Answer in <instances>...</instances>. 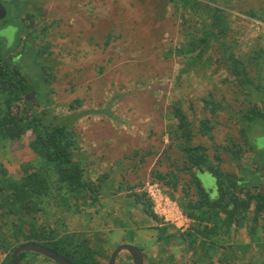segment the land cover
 Here are the masks:
<instances>
[{
	"label": "rangeland",
	"instance_id": "374dc122",
	"mask_svg": "<svg viewBox=\"0 0 264 264\" xmlns=\"http://www.w3.org/2000/svg\"><path fill=\"white\" fill-rule=\"evenodd\" d=\"M5 1L11 2L13 7L6 5L9 24L0 23L1 47L10 60L18 63L32 83L37 84L39 71H44L41 79L45 82L44 95H30L29 100L40 97L39 101L46 102L43 109L51 112L53 117L76 115V154L81 152L89 156L90 163L85 158L88 178L98 185V173L103 174L106 170L118 167L93 154V144L78 134L82 126L91 121V124L95 123L94 120L109 124L112 129H117L116 132L122 129L133 135L134 142L131 145L138 147L130 148L124 158L118 160L125 167L130 165V171L125 175L119 174L121 180L118 184L113 183L112 190L104 192L100 184L94 193L93 204L79 210H76L75 205L72 206V200H75L73 196L71 200L69 197L62 202L59 200V205L55 207L51 204L42 216H37L38 223L50 224L52 228L55 226L61 233L66 222H70V229L73 228V221L65 219H72L73 214H76L77 227L82 231L80 241L87 239L99 251L102 240L93 237V229L103 225L108 213L116 214V217L122 214V204H131L135 195L149 203L152 209L150 200L143 192L148 182L159 183L178 205L188 198L195 199L193 187L189 189L188 195L183 191L188 186L189 175L182 170L185 159L178 148L182 142L176 137L178 120L173 114L174 107L187 118L193 133L192 144L206 147V154L213 162L216 147L231 148V142L234 141L245 148L236 113L251 104L242 96L240 88L223 64L215 61L219 58V47L214 45V49L210 50L211 61L208 67L203 68L187 65L186 57L176 54L190 40L189 34L194 33L201 23L192 10L183 9L172 0H2V3ZM207 1L225 10L224 25L227 31L221 41L230 46V52L240 56L244 54L243 58L246 59L261 49L264 56V23L250 19L244 13L249 10L264 13V0ZM27 13L34 15L33 25L25 18ZM89 42L95 45L97 53L84 49V45ZM100 55H103L101 61ZM246 65L248 70H252L250 77L255 80V66ZM47 74L49 77L45 81ZM76 101H80V104H75ZM72 104L77 107L72 109L69 107ZM41 109L37 108L38 111ZM122 111L128 117H118L116 112ZM95 115L98 117L95 118ZM203 119H208L213 126V139L199 134V122ZM138 126L140 132L134 133L133 130ZM247 139L253 146L255 158L264 162V121L256 123L249 130ZM31 140V133L26 131L18 141L0 148V176L5 172L6 178L18 180L23 175L20 166L36 162L37 155L29 146ZM219 152L223 159L221 167L226 172L237 173L240 167H249L252 172L257 170L256 165L249 160L250 153L243 154L238 163H232L230 156L221 150ZM259 171L263 184L264 166ZM157 172L177 175L176 188L164 185L154 175ZM131 183L137 185V189ZM202 185L210 196L217 195L212 176L202 179ZM104 193H108L109 197L104 198ZM76 204L79 205V202ZM137 205L145 214L142 202L138 201ZM7 212L6 207H0V231L8 229L3 228L4 219L7 222L12 219ZM157 218V221L151 220L152 225L161 223L171 226L168 232L176 234L175 226ZM164 232L157 230L155 233L163 235ZM231 232L225 239L222 234L219 235L220 239H227V242H223V249L214 251L212 262L200 264H219L216 261H229L232 255L252 262L264 259V241L259 247L251 245L243 253V249L240 250L238 246L243 248L250 242L248 228ZM10 233L7 231L6 235ZM146 233L136 235L129 230L122 235L123 241L144 250L145 259L148 256L165 264H191L206 253L205 250L193 253V249L186 245L176 248L169 243L163 247L162 255H159L158 248L147 253L146 248L151 247L156 238ZM0 234V239H3V234ZM210 252L213 251L210 249ZM6 257L0 251V264L5 262ZM30 257L36 259L33 260L35 264H56L43 256L26 252V258ZM95 258L107 262L99 255ZM116 264H131V259L126 252L121 253Z\"/></svg>",
	"mask_w": 264,
	"mask_h": 264
},
{
	"label": "trees",
	"instance_id": "16d2710c",
	"mask_svg": "<svg viewBox=\"0 0 264 264\" xmlns=\"http://www.w3.org/2000/svg\"><path fill=\"white\" fill-rule=\"evenodd\" d=\"M172 2H176L183 9L192 10L194 16L201 21L199 28L189 34L190 40L187 44L182 45L176 54L186 57L187 65L203 68L208 67L211 61L210 50L214 49V45L218 46L219 58L215 61L223 64L240 88L242 96L251 104L250 107L240 109L236 113L239 116L240 134L245 148L236 145L234 141L231 142V148L216 147L213 157L215 162L206 154L208 150L206 147L192 144L193 133L185 114L178 108H173V114L178 120L176 137L182 142L178 144V148L185 159L182 170L189 175L188 186L183 191L188 195L189 189L193 187L195 199L188 198L179 203L184 215L192 223L184 232L176 229V234L171 238L177 243H185L188 248L193 249V253L205 250L204 255L191 263L200 264L212 262L214 251L223 249V242H227V239L224 241L223 239L229 237L232 230L248 228L250 243L241 248L243 253L251 245L259 247L262 245L261 241H264V183H261L262 174L259 171L264 166V162L255 158L253 146L247 139L249 130L256 123L264 121V60L261 61L264 56L261 49L246 59L243 58L244 54L240 56L230 52V46L221 41V37L226 35L227 26L224 25L225 10L218 4L209 3L207 0H172ZM5 4L13 7L11 2L5 1ZM244 13L250 19L264 23L263 12L249 10ZM25 18L30 24H34L33 14L27 13ZM1 46L0 44V148L7 143L18 141L24 132L29 131L32 139L29 146L37 155L34 164L20 166L23 173L20 179L12 181L6 178L5 172L0 176V207H6L7 215L12 217L10 222L4 219L3 225V228L10 230L0 231L4 236L0 239V251L7 256L3 264H12L15 248L28 242L45 245L74 264H102L96 260V255L107 261L109 256L97 251V246L93 247L87 239L76 242L73 234L60 235L57 227L52 228L50 224L48 226L46 223H38L37 216H42L49 205L56 207L59 205V200L62 202L68 197L70 200L72 196L75 199L72 200V206L75 205L76 210L89 207L93 204L95 191L102 183L95 185L88 178L86 160L76 154L78 147V135L74 128L76 115L57 118L43 109L46 102L39 100L45 92V82L41 80L44 71H39L37 84L32 83L18 63L7 57ZM28 47L30 45L25 48ZM246 64L255 66V80L250 77L252 70H248ZM47 77L48 74L45 81ZM36 94L40 97L28 99L30 95ZM75 104H80V101H76ZM39 107L42 109L38 111ZM69 107L75 109L77 106L72 104ZM212 130L213 126L208 119L199 122L198 132L201 136L213 139ZM219 150L230 156L229 160L232 163H238L243 154L250 153L249 160L256 165L257 170L252 172L249 167H240L237 173L224 171L221 167L223 159ZM154 175L164 185L176 188L178 178L172 172L165 175L157 172ZM208 175L215 180L217 192L215 196H210L202 185V179ZM256 183L259 185L257 186ZM79 200H82L81 203ZM135 200L142 202L148 217L158 220L149 203H145L136 195ZM77 202L79 205L76 204ZM7 231L11 233L6 235ZM221 234L223 239H220ZM119 258L120 255L117 260ZM33 260L36 259L26 258V252L19 255L20 264H35ZM216 262L264 264V259L260 262H252L232 255L229 261L224 259ZM148 264L164 263L148 260Z\"/></svg>",
	"mask_w": 264,
	"mask_h": 264
},
{
	"label": "crops",
	"instance_id": "0c3cea01",
	"mask_svg": "<svg viewBox=\"0 0 264 264\" xmlns=\"http://www.w3.org/2000/svg\"><path fill=\"white\" fill-rule=\"evenodd\" d=\"M84 49L89 50L92 53H97V50H95V45L92 44V42H89L88 44L84 45ZM103 49V48H102ZM102 56L100 55V61L102 60ZM94 59L91 60L93 62ZM99 80V79H98ZM97 81V80H96ZM118 117L126 118L128 117L127 113L122 111V112H116ZM92 116V115H91ZM89 115V117H91ZM98 117L95 115V118ZM139 118V116H138ZM92 122V121H91ZM89 122V124H86V126H82V131H78V134L80 137H85L87 141L93 144L94 148L91 150L93 151L92 153L95 154V156H100L103 157L102 159L111 162L115 164L116 167L118 168H112L110 170H106L103 172V174L98 173V182L97 183H102L103 185V191L107 192V190H112V187L114 184H118L120 182L121 177L119 174L125 175L126 173H129L130 168L127 165L126 167L123 165L124 163H119V159L122 160L125 156V154L131 149H137L138 147L132 146V141L134 142L133 135H129L130 133L123 132L122 129H118L119 132H116L117 129H112V127L108 124H101L94 120L95 123ZM76 124V122H75ZM95 126V127H94ZM111 130V131H110ZM140 127L138 126L135 128V132H140ZM112 132V133H110ZM110 133V134H109ZM133 138V139H130ZM140 141V140H139ZM136 142V143H139ZM129 142V145H128ZM83 150V149H82ZM80 156L86 158L88 161L89 156H84L81 152L79 154ZM99 159V158H98ZM89 162V161H88ZM90 163V162H89ZM94 183V181H92ZM115 182V183H114ZM114 183V184H113ZM96 184V183H95ZM133 186L135 184L131 183ZM137 189V185H135ZM135 191V189H134ZM108 193H104V198L109 197L107 195ZM135 194V193H133ZM131 202V201H130ZM138 201L134 199L131 204H122L121 209L123 210L122 214H111L108 213V219L106 218L105 221H103V225L99 226V228L93 229V237L98 238L99 241L102 240V244L99 243V251L103 255H109L113 249L123 243H128L126 241H123L122 235H124L127 231H134L137 234L139 233H145L148 234L149 236H152L156 238V242L149 248H146V252L149 253L153 250H156L157 248L160 250L159 255H162L164 252L163 247L165 244L167 245L168 243L171 244V247H176L179 248V246H184L186 245L185 243H177L176 240H174L172 237V233H169L168 230L171 228V226H163V224H151V217L146 216L145 214H142L141 210L139 209V206L137 205ZM110 210V207H109ZM111 211V210H110ZM77 212V211H75ZM71 215V214H70ZM75 215L73 214L72 219H65L66 221H73V228H69L70 222H66L63 226L64 229L63 232L60 233V235L64 234H73L74 235V241L79 242L80 241V234L82 231L77 227V220L75 221ZM66 216H68L66 214ZM72 216V215H71ZM108 220V221H107ZM107 221V222H106ZM156 221V220H155ZM67 224V225H66ZM175 228V227H173ZM157 230H164V234L162 235L161 233L157 235L155 232ZM176 230V229H175ZM71 232V233H70ZM92 232V231H91ZM117 234H113V233ZM154 235H153V234ZM114 235V236H112ZM111 236L113 238H111ZM96 240V239H95ZM250 243V242H249ZM248 243V244H249ZM246 244V245H248ZM241 246V245H240ZM240 246L238 248L241 250ZM144 253V250H142ZM200 252V251H199ZM145 255V253H144ZM104 258H102L103 260ZM171 259V257H170ZM105 260V259H104ZM147 264L148 260H154L149 258L145 259ZM102 264H106L98 260ZM161 262V261H159ZM163 263V262H161ZM165 264V263H164Z\"/></svg>",
	"mask_w": 264,
	"mask_h": 264
},
{
	"label": "water",
	"instance_id": "95a60500",
	"mask_svg": "<svg viewBox=\"0 0 264 264\" xmlns=\"http://www.w3.org/2000/svg\"><path fill=\"white\" fill-rule=\"evenodd\" d=\"M6 6L0 0V21L7 17ZM24 252H32L43 256L46 259L51 260L56 264H74L72 261L58 253L57 251L34 242H28L20 244L15 248L12 254V264H20L19 255ZM127 253L131 259V264H145V256L141 249L137 248L135 245L123 243L116 246L111 252L109 259L106 264H116L117 258L121 253Z\"/></svg>",
	"mask_w": 264,
	"mask_h": 264
},
{
	"label": "built area",
	"instance_id": "2783aa9c",
	"mask_svg": "<svg viewBox=\"0 0 264 264\" xmlns=\"http://www.w3.org/2000/svg\"><path fill=\"white\" fill-rule=\"evenodd\" d=\"M143 192L152 204L153 213L163 223L173 225L180 232L189 228L191 220L186 217L179 205L171 199L156 181H150L143 187Z\"/></svg>",
	"mask_w": 264,
	"mask_h": 264
},
{
	"label": "flooded vegetation",
	"instance_id": "af4514ba",
	"mask_svg": "<svg viewBox=\"0 0 264 264\" xmlns=\"http://www.w3.org/2000/svg\"><path fill=\"white\" fill-rule=\"evenodd\" d=\"M2 1V0H1ZM5 6L7 5V4H5V2L3 3ZM7 7V6H6ZM2 25H7V24H9V22H8V20H7V18H5L4 20H2V22H0ZM261 171H263V170H261Z\"/></svg>",
	"mask_w": 264,
	"mask_h": 264
}]
</instances>
